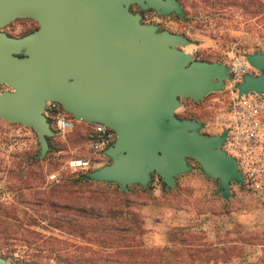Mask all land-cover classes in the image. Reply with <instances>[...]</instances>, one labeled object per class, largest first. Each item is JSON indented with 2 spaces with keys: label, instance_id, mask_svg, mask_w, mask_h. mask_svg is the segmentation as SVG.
I'll return each mask as SVG.
<instances>
[{
  "label": "water",
  "instance_id": "1",
  "mask_svg": "<svg viewBox=\"0 0 264 264\" xmlns=\"http://www.w3.org/2000/svg\"><path fill=\"white\" fill-rule=\"evenodd\" d=\"M131 4L182 15L178 0H0V83L8 87L0 91V119L31 127L43 157L55 134L44 105L56 101L75 120L115 133L103 150L109 162L87 179L130 191L157 174L174 187L191 160L228 199L231 185L244 183L237 160L223 148L228 130L206 135L201 122L175 114L182 99L200 102L222 90L228 67L195 59L181 48L188 38L143 23ZM18 18L37 27L22 36L3 31ZM246 59L258 73L242 76L238 98L264 95V52ZM0 264L24 263L0 255Z\"/></svg>",
  "mask_w": 264,
  "mask_h": 264
},
{
  "label": "rangeland",
  "instance_id": "2",
  "mask_svg": "<svg viewBox=\"0 0 264 264\" xmlns=\"http://www.w3.org/2000/svg\"><path fill=\"white\" fill-rule=\"evenodd\" d=\"M178 2L182 15L174 12L158 15L154 10H142L139 6L129 9L141 13L143 23L154 24L158 30H167L188 38L191 43L181 48L195 59L199 57V60L218 61L228 67L234 55L246 58L247 54L264 52V0ZM36 27L35 21L18 18L5 26L3 31L11 36H22ZM250 73L257 74L258 71L253 68ZM236 84L229 78L224 81L222 90L209 93L200 102L182 99L175 114L201 122L203 127L200 132L203 134H220L228 128L227 122L233 106L232 93L237 95ZM7 89L0 88V91ZM86 132V123L75 121L72 130L64 135L54 134L48 138L50 148L43 157H39V143L31 127L0 119V205H11L16 214L15 219L0 217V230L12 232L9 233L12 234L11 239L0 234L1 256L16 263L36 259L35 264H93L92 254L87 247L96 249L98 245L91 242V234L74 238L50 227L46 220L40 225H27L24 219L34 213L50 215L55 210L46 204L35 203L38 192H48L57 184L69 187L74 178L82 175L67 167L69 159H90L92 167L89 171L104 164L97 162L86 138ZM223 148L231 152L228 145ZM105 161L109 162L108 157H105ZM190 164L192 169L178 175L174 187H166L160 176L152 174L147 187L131 185L130 191L123 197L115 193L118 188L116 184L91 181L86 177L87 172L79 189L101 191L108 200L123 209V199L129 200L131 203L126 213L134 215L138 221V229L133 237L146 247L163 246L166 232L172 228L162 232L164 243L156 245L151 230L144 227L139 209L143 202L154 199L152 189L155 181L159 184L162 196L160 202L179 210L180 222L175 227L185 226L192 232L204 231L207 241H216L215 236L224 240L225 231L231 227L233 221H237L249 227V230L257 233L259 237L264 236V187L257 191L247 184L233 183L230 187V197L225 199L216 191L217 180L206 176L196 162L190 160ZM226 212L228 215H225ZM17 219L20 221L17 222ZM26 230L37 231L39 237L53 236L57 240H66L74 245L71 248L67 246L66 249V245L55 241L50 242L53 249L26 247L24 241L31 238V234ZM76 245L80 247H75ZM255 252L261 253L257 250ZM233 264H238V261Z\"/></svg>",
  "mask_w": 264,
  "mask_h": 264
},
{
  "label": "trees",
  "instance_id": "3",
  "mask_svg": "<svg viewBox=\"0 0 264 264\" xmlns=\"http://www.w3.org/2000/svg\"><path fill=\"white\" fill-rule=\"evenodd\" d=\"M84 177L82 174L74 178L69 187L57 184L48 192H38L35 203L46 204L55 210L50 215L34 213L25 216V224L40 225L46 220L50 227L74 238L91 234V242L98 245L96 249L87 247L92 254L93 264H233L236 261L238 264H264V236L259 237L237 221H233L225 231L224 240L215 236L216 241H207L204 231L192 232L185 226H178L167 230L163 246L146 247L133 237L138 229V221L137 217L126 213L131 202L123 199V209L108 200L101 191H80ZM67 192L69 195H65ZM128 192L115 189V193L123 197ZM12 209L11 205H0V217L15 219V210ZM26 232L31 234V238L24 241L26 247L53 249L50 242L55 241L66 245V249L74 245L53 236L39 237L35 230ZM9 233L12 232L0 230L4 238L11 239L12 234ZM36 262V259L24 260V264Z\"/></svg>",
  "mask_w": 264,
  "mask_h": 264
},
{
  "label": "built area",
  "instance_id": "4",
  "mask_svg": "<svg viewBox=\"0 0 264 264\" xmlns=\"http://www.w3.org/2000/svg\"><path fill=\"white\" fill-rule=\"evenodd\" d=\"M196 59L199 60V57ZM253 67L241 55H234L228 64V72L232 83L242 80L245 73H250ZM233 106L228 119V136L225 146L237 158L244 183L261 190L264 187V95L254 92L242 95L240 98L232 93ZM43 115L48 120L55 134L64 135L73 129L75 120L56 101H46ZM86 138L90 143L97 162H104L107 157L103 150L115 139L112 129L95 123H87ZM67 167L77 174L89 172L92 163L88 158H71ZM54 177V175H51ZM159 190L157 181L153 182L152 192Z\"/></svg>",
  "mask_w": 264,
  "mask_h": 264
},
{
  "label": "crops",
  "instance_id": "5",
  "mask_svg": "<svg viewBox=\"0 0 264 264\" xmlns=\"http://www.w3.org/2000/svg\"><path fill=\"white\" fill-rule=\"evenodd\" d=\"M224 150L237 160L227 148ZM106 161H104V164H106ZM153 196H155L154 199L145 201L140 205L139 211L143 216L144 227L151 230L150 232L154 235L152 239L156 242V245H158L162 242L164 243L162 232L169 227L178 225L180 217L178 209L173 208L167 203L160 202V199H162L160 190Z\"/></svg>",
  "mask_w": 264,
  "mask_h": 264
},
{
  "label": "flooded vegetation",
  "instance_id": "6",
  "mask_svg": "<svg viewBox=\"0 0 264 264\" xmlns=\"http://www.w3.org/2000/svg\"><path fill=\"white\" fill-rule=\"evenodd\" d=\"M132 6H135V7H137L138 8V5H136V4H131L130 5V7H132ZM129 7V8H130ZM130 11H131V9H130ZM132 12H136V11H132ZM138 13V12H137ZM140 15H141V13H139ZM141 19H142V16H141ZM0 88H3V89H7V86L5 85V84H3V83H0Z\"/></svg>",
  "mask_w": 264,
  "mask_h": 264
}]
</instances>
